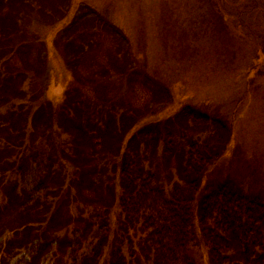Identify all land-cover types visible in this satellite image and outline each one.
I'll return each mask as SVG.
<instances>
[{
	"label": "rangeland",
	"instance_id": "rangeland-1",
	"mask_svg": "<svg viewBox=\"0 0 264 264\" xmlns=\"http://www.w3.org/2000/svg\"><path fill=\"white\" fill-rule=\"evenodd\" d=\"M11 1L0 0V26L32 24L10 46L0 36V264H110L117 238L127 260L149 264L146 234L120 216L119 168L137 159L170 196L202 146L212 160L187 247L210 264L202 199L225 187L264 203V0H18L22 17ZM41 157L47 190L32 194L28 166ZM97 244L102 255L84 261Z\"/></svg>",
	"mask_w": 264,
	"mask_h": 264
},
{
	"label": "trees",
	"instance_id": "trees-1",
	"mask_svg": "<svg viewBox=\"0 0 264 264\" xmlns=\"http://www.w3.org/2000/svg\"><path fill=\"white\" fill-rule=\"evenodd\" d=\"M19 2L25 5L24 1L12 0L11 5H8L6 9H12L15 15L22 17V9L17 11ZM34 9L32 8V12H37ZM32 12L30 17L33 20ZM4 14L8 15L7 12ZM50 15L53 16V14ZM52 18L50 25L56 21L54 16ZM5 23L16 26L14 28L11 25L0 26V36L5 39L9 38L6 42L10 46L14 42L11 36L15 34V40L21 37L24 34L22 27L28 33L27 30L32 21L27 26L26 23H20L18 19L5 17ZM71 41L67 40L65 45L69 46ZM19 44L23 45V43ZM182 112L189 119L200 121L205 126L210 125V117L202 112L190 107L184 108ZM86 125L87 123L84 122L85 127ZM202 149L204 151L197 150L196 147L188 150L183 173L185 182L186 180L188 182L187 187L175 186L170 196H167L164 188L158 184L156 175L145 171L137 159H131L129 163L119 168L118 178L121 182L119 187L122 188V193L118 198L120 216L128 220L131 231L146 234L144 243L149 247L148 253L144 255L146 263L195 264L189 256L187 247L188 227L191 225V216L194 211L192 202L203 172L212 160L211 148L205 151V146H202ZM47 159L41 157L28 166L27 185L31 188L30 193L32 194H39L41 192L39 190H47V186H44L50 168L46 165ZM199 214L203 237L210 246V264H242V262L244 264L248 262L264 264L263 202L223 187L202 199ZM73 234L75 236L70 248L80 250L79 239L82 241L83 235L81 237L75 232ZM105 236L103 227L99 226L95 237L92 238L96 239V242H101ZM124 242V239L117 238L110 243V264H133L132 260H127L126 254L122 251L121 246ZM41 248L39 241L30 244L27 250L31 261L37 257ZM103 249L101 244H97L88 251H82L81 254L84 261H95L98 260L99 255H102ZM71 261L78 263L76 258H72ZM28 262L27 259H23L20 264H28Z\"/></svg>",
	"mask_w": 264,
	"mask_h": 264
}]
</instances>
